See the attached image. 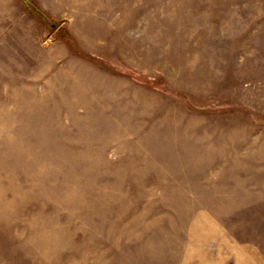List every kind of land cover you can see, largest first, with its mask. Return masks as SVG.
<instances>
[{
	"label": "rangeland",
	"instance_id": "1",
	"mask_svg": "<svg viewBox=\"0 0 264 264\" xmlns=\"http://www.w3.org/2000/svg\"><path fill=\"white\" fill-rule=\"evenodd\" d=\"M0 264H264V0H0Z\"/></svg>",
	"mask_w": 264,
	"mask_h": 264
},
{
	"label": "water",
	"instance_id": "2",
	"mask_svg": "<svg viewBox=\"0 0 264 264\" xmlns=\"http://www.w3.org/2000/svg\"><path fill=\"white\" fill-rule=\"evenodd\" d=\"M28 5H29V4H28ZM30 9H31L32 11L36 12L37 14H39V15H40L42 18H44L45 20H47V18H46L41 12H39L37 9H35L33 6L30 5ZM50 26L53 27L54 24H51Z\"/></svg>",
	"mask_w": 264,
	"mask_h": 264
},
{
	"label": "trees",
	"instance_id": "3",
	"mask_svg": "<svg viewBox=\"0 0 264 264\" xmlns=\"http://www.w3.org/2000/svg\"><path fill=\"white\" fill-rule=\"evenodd\" d=\"M30 4V3H29ZM30 5H32V4H30ZM33 6V5H32ZM34 7V6H33ZM35 9H37L36 7H34ZM39 11V10H38ZM43 15H44V13L43 12H41ZM64 34V33H63ZM67 35V34H66Z\"/></svg>",
	"mask_w": 264,
	"mask_h": 264
}]
</instances>
